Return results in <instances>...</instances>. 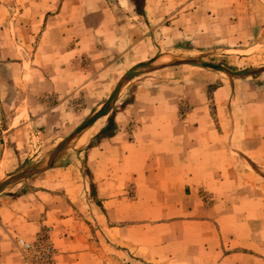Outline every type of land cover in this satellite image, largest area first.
Instances as JSON below:
<instances>
[{
  "label": "rangeland",
  "instance_id": "374dc122",
  "mask_svg": "<svg viewBox=\"0 0 264 264\" xmlns=\"http://www.w3.org/2000/svg\"><path fill=\"white\" fill-rule=\"evenodd\" d=\"M54 1L48 29L37 23L42 24L47 1L0 0V131L13 126L7 144L16 159L8 168L13 171H0V194L25 193L35 188L32 180L53 168L64 172L74 166L92 179L86 150L116 133L118 126L102 133L109 118L130 107L136 120L151 107L149 100L167 108L179 102V122L188 117V124L201 132V147H209L206 164L231 166L230 177L264 180V0H145L144 15L131 0ZM185 19L194 33L185 34L179 25ZM43 31L55 35L45 43L56 45L57 55L70 43L77 56L67 64L72 76L75 68L90 69L99 59L103 63L93 68L106 71L88 89L34 96L38 72L29 69L37 67ZM17 44L24 55L12 54ZM12 63H17L14 69ZM21 65L26 74H19ZM94 69L82 78L95 75ZM159 92L164 98L158 99ZM0 140L6 142L2 133ZM91 191L94 195V187ZM49 231L33 240L14 238L21 264L18 241L40 237L52 242L56 264L58 249Z\"/></svg>",
  "mask_w": 264,
  "mask_h": 264
},
{
  "label": "crops",
  "instance_id": "0c3cea01",
  "mask_svg": "<svg viewBox=\"0 0 264 264\" xmlns=\"http://www.w3.org/2000/svg\"><path fill=\"white\" fill-rule=\"evenodd\" d=\"M45 2L42 24L37 23L49 29L47 13L55 1ZM179 25L185 34L194 33L186 19ZM48 37L55 35H40L38 64L29 69L38 72L34 96L88 89L106 71L93 68L99 59L90 69L75 68L72 76L67 64L77 56L70 43L57 55L56 45L45 43ZM13 53L24 55L23 45H15ZM92 69L95 75L85 81L81 74ZM19 74H26L22 65ZM148 104L136 120L130 107L116 115V133L86 150L92 179L74 166L64 172L53 168L32 180L35 188L25 193L0 194V264H21L15 237L33 240L47 229L58 249L56 264H264V180L230 177L231 166L206 164L209 147H201V132L188 117L179 122V102L168 108L153 100ZM260 112L264 122V108ZM132 121L137 127L128 131ZM13 130L0 131L6 140H0L3 173L16 165L7 144Z\"/></svg>",
  "mask_w": 264,
  "mask_h": 264
},
{
  "label": "built area",
  "instance_id": "2783aa9c",
  "mask_svg": "<svg viewBox=\"0 0 264 264\" xmlns=\"http://www.w3.org/2000/svg\"><path fill=\"white\" fill-rule=\"evenodd\" d=\"M24 264H55L56 250L47 237H40L33 242L19 240Z\"/></svg>",
  "mask_w": 264,
  "mask_h": 264
},
{
  "label": "trees",
  "instance_id": "16d2710c",
  "mask_svg": "<svg viewBox=\"0 0 264 264\" xmlns=\"http://www.w3.org/2000/svg\"><path fill=\"white\" fill-rule=\"evenodd\" d=\"M131 1L135 5L136 12L139 13L140 15H144L145 14V10H144L145 0H131ZM115 128L117 129L115 119H114V117H110L108 126L104 130H102V133H103V135L104 134L106 135V132H108V130L115 129ZM109 135H113V133L109 134ZM106 136H108V134Z\"/></svg>",
  "mask_w": 264,
  "mask_h": 264
},
{
  "label": "water",
  "instance_id": "95a60500",
  "mask_svg": "<svg viewBox=\"0 0 264 264\" xmlns=\"http://www.w3.org/2000/svg\"><path fill=\"white\" fill-rule=\"evenodd\" d=\"M31 172H32V171H28V172L22 174L21 176L17 177L16 179H14L13 181L20 180V179L24 178L25 176L31 174Z\"/></svg>",
  "mask_w": 264,
  "mask_h": 264
}]
</instances>
